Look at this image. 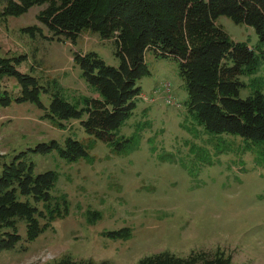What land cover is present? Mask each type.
I'll use <instances>...</instances> for the list:
<instances>
[{
    "label": "rangeland",
    "instance_id": "obj_1",
    "mask_svg": "<svg viewBox=\"0 0 264 264\" xmlns=\"http://www.w3.org/2000/svg\"><path fill=\"white\" fill-rule=\"evenodd\" d=\"M4 3L0 0V12ZM43 7L0 16V55H26L18 69L67 101L97 97L74 62V52L94 51L117 66L112 38L90 30L76 42L52 36L38 20ZM216 24L231 40L246 42L261 54L256 72L239 77L245 86L238 96L253 94L252 80L261 84L264 95V42L252 27L228 16H219ZM27 26H39L42 35L23 33ZM144 63L134 109L118 130L129 141L119 150L89 135L77 119L59 127L31 101L0 105V164L40 142L63 144L67 137L87 151L75 162L55 150L30 154L34 174L57 173L51 191L64 196L67 208L61 206V216L32 241L24 240L25 224L19 222L21 239L13 249L0 250V264H46L64 255L95 264H136L158 252L187 256L218 249L233 264H264V145L207 131L188 103L177 58L149 48ZM0 88L11 97L20 93L14 77L4 78ZM49 93L40 95L45 108ZM37 206L42 209L41 203Z\"/></svg>",
    "mask_w": 264,
    "mask_h": 264
},
{
    "label": "trees",
    "instance_id": "obj_2",
    "mask_svg": "<svg viewBox=\"0 0 264 264\" xmlns=\"http://www.w3.org/2000/svg\"><path fill=\"white\" fill-rule=\"evenodd\" d=\"M1 18L18 16L31 6H44L38 20L52 36L76 42L83 31L113 40L117 66L106 64L94 51L74 52L87 84L97 97L81 96L74 102L58 91L49 93L35 76L21 72L18 66L26 55H0V82L14 77L19 95L11 97L0 88V105L31 101L43 108L42 117L63 127L77 119L85 131L116 150L128 137L118 136L119 127L134 109L137 80L146 72L144 52L153 48L160 54L177 58L188 90V103L195 106L197 121L210 133L241 138L248 144L264 145V95L261 84L250 81L254 92L240 98L245 83L241 75H251L258 65L257 54L246 42L233 41L216 24L225 15L235 23L252 27L264 42V0H4ZM23 33L42 35L38 26H27ZM49 93L45 108L42 93ZM193 112V111H192ZM204 122V123H203ZM80 141L67 137L63 144L50 140L18 151L0 164V250L13 249L21 235L18 223L25 224L26 241L34 240L50 222L66 210L63 195H53L57 173L47 170L33 173L30 154L57 151L67 162L87 156ZM4 156V155H0ZM37 203L42 204V209ZM40 218L44 223H40ZM46 264H95L64 255ZM97 264H107L105 262ZM136 264H233L224 250L204 251L177 256L158 252L141 258Z\"/></svg>",
    "mask_w": 264,
    "mask_h": 264
}]
</instances>
